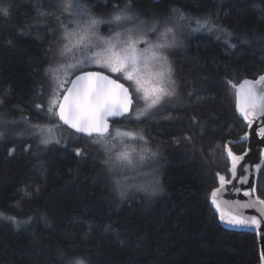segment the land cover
<instances>
[{"label": "trees", "instance_id": "16d2710c", "mask_svg": "<svg viewBox=\"0 0 264 264\" xmlns=\"http://www.w3.org/2000/svg\"><path fill=\"white\" fill-rule=\"evenodd\" d=\"M46 3L0 0V7H9V16L0 14L1 115L41 120L47 112L45 69L52 59L49 30L55 28L49 27ZM85 3L97 13L130 4L143 20L173 9L209 17L237 44L230 47L222 34L205 32L171 52L177 100L139 121L162 151V184L147 196L121 201L99 146L85 136L76 134L81 139L66 146L31 145L19 136L21 124L16 139L0 127V264H258L256 234L224 228L209 197L217 173L229 177L225 145L236 154L246 146L240 137L247 125L226 81L239 83L264 71V0ZM129 117L112 126L127 127L135 121ZM86 143L88 155L77 157L74 149ZM256 191L264 199V163ZM6 217L31 223L18 228Z\"/></svg>", "mask_w": 264, "mask_h": 264}, {"label": "snow or ice", "instance_id": "6c2138e0", "mask_svg": "<svg viewBox=\"0 0 264 264\" xmlns=\"http://www.w3.org/2000/svg\"><path fill=\"white\" fill-rule=\"evenodd\" d=\"M65 7L66 9L74 7L71 0ZM75 8L77 11L74 12V15L81 14L80 5H75ZM129 11L130 4L126 5L125 10H120L115 14L109 23H117L122 27L123 21L134 19ZM173 12L179 13V10L173 9ZM0 14L5 17L9 16V7H0ZM186 19L188 18L183 13H179L173 27L167 26L166 21L163 31L159 33L161 42H153L148 38L150 32L157 31L156 22L147 30L142 28L144 22L141 21L140 25L124 28L123 31H115L104 37L98 35L97 26L105 21L90 18L81 26L80 20H74V28L64 29L62 39L66 43L59 50L60 61L55 67L50 65L45 69L46 73L51 76L54 85L46 111L57 120V124L47 128L39 124L32 126L40 130L43 136L41 143L45 145L51 143L54 139L52 136L53 127H59L62 123L74 130L75 133L89 138L91 144L100 145L108 153L106 164L131 165L133 163L132 153L127 148L114 151L116 145L112 141L125 138L139 139L145 144L148 141L142 134L132 130L116 128L113 134L110 118L132 115L136 120H139L150 109L160 105L166 97L176 95L173 65L164 50L177 43L175 25ZM196 23L202 27L208 26L207 21L201 24V21L198 20ZM217 30L230 35L225 29ZM169 36H171V40L168 39ZM69 53H71V62H68ZM60 73H63V77ZM69 76L74 78L70 79ZM114 76L116 78H113ZM226 83L236 90L235 107L249 127L254 120L264 117V75L254 80L245 79L240 83L232 81H226ZM140 98L145 101V107H134ZM36 107L39 109L44 105L37 104ZM193 120L195 121V117ZM258 134L264 139V127L259 128ZM247 136L248 133H245L241 140H246ZM55 142L60 143V140L56 139ZM12 151H9V155L12 154ZM74 151L77 157L86 156L88 155V144L76 147ZM147 152L150 150H142L140 160H144L143 153ZM151 155L155 156L156 153L152 152ZM227 155L232 161L229 171L232 179H235L237 164L247 155V150L242 155H238L229 147ZM256 167L259 169L260 166ZM217 176L219 187L211 192V203L219 214V220L232 226L255 225L256 228H259L260 220L255 216H242L235 210V206L241 208L253 207L256 204L264 206V199L257 196L254 201L248 204H240L239 201H221L218 199V193L227 184H231L232 180H226L225 176L220 173H217ZM240 182L248 183V177L241 174ZM116 183L119 185L120 181H116ZM236 191H240V189H236ZM255 191V186H252L249 191L244 192V195L251 196ZM222 204L228 206V210H225ZM261 214L264 216V207L261 208ZM0 217H3V213H0ZM6 219L11 220L18 228L22 224L31 223V218L27 221H18L15 217H6ZM261 258L264 260V255ZM69 264H83V262L70 261Z\"/></svg>", "mask_w": 264, "mask_h": 264}, {"label": "rangeland", "instance_id": "374dc122", "mask_svg": "<svg viewBox=\"0 0 264 264\" xmlns=\"http://www.w3.org/2000/svg\"><path fill=\"white\" fill-rule=\"evenodd\" d=\"M46 7L51 9L50 17L51 24H49L50 28H55L54 31L49 30L52 35L51 39V62L49 66L55 67L57 65V62L60 61V57L58 55L60 48L63 46L66 41L62 39L64 34V29H72L75 27V24L73 23L74 20H80L81 26H83V22L88 21L90 18H95L97 20L105 21V23H101L97 26V32L98 35L107 37L111 35L115 31H123L124 28L128 27H134L141 24V21H143L142 28L144 30H147L152 26L154 22L157 23V31L156 32H150L149 33V39H151L153 42H161L159 41V33L163 31L165 22L167 21V26L173 27L175 24V18L179 13H183L185 17L188 19L180 21L178 24L175 25V34L177 38V43L168 49H165V54L168 55L170 62L173 65V61L171 59V52L180 46V44H183L185 38L190 37L192 35L198 34V33H205V32H213L215 34H222L224 42L230 46L233 47L237 44V42L233 39V34L227 29V33H230V35H226L224 32L218 31L217 29H221L218 26H215L212 24V19L209 17H197L188 15L183 11L172 12L170 15L157 17V18H147V20H143L139 18L138 14H136L131 8L129 11V14L134 17L133 20L130 21H123L122 27L118 25L117 23H109V21L112 20V17L120 12V10H125L126 6L119 8V10H113L109 11L108 13H97L93 10L92 6L88 3H85V0H71L73 4V8H67L65 5L69 2V0H46ZM79 4L80 8L82 9L81 14L74 15V12L77 11L75 8V5ZM201 21V24H203L204 21H207L208 26L202 27L201 25H198L196 21ZM197 29V30H193ZM218 37H222L219 35H215ZM169 40H171V36L168 37ZM245 39V38H243ZM241 39V41H243ZM222 40V41H223ZM143 47V45H141ZM68 62H71V53L68 54ZM174 69V65H173ZM61 77H63V73H60ZM49 79L50 86L48 88L49 92H45V95L47 96V103L49 100V96L51 93V89L54 86L51 76L47 73L46 75ZM71 76H69L70 78ZM173 79H174V73H173ZM175 80V79H174ZM178 94L176 92V95L172 97H166L164 101L158 105L157 107L150 109L146 115L140 117L139 120H136L134 116L130 115L129 119L132 118L135 121L132 122V124L125 126H112L111 130L114 134V130L116 128H121L122 130H132L136 131L138 134H142L145 139L148 141L147 144H145L143 141L136 139H123V140H113L112 143L116 145V148L114 151L123 150L124 148H127L132 153V159L133 163L131 165L127 164H106L105 160L108 159V153L104 151V149L99 146V149L101 150V156L103 159V163L108 167V172L110 175V179L113 180L112 183V189L115 194L118 195L119 199L121 201H127L129 199H135L139 196H147L148 193L158 191L160 189V183L162 184L160 180V170L162 166V160H161V154L162 151L160 148L154 146L151 144L147 134L146 129L143 127L142 124H139V121L144 118H149V116H153L154 114L161 112L163 109L172 103H174L177 100ZM136 108H143L145 107V101L140 98L136 104L134 105ZM35 118H23V117H8L0 114V127H6L8 131V138L13 137V139H16L17 137L15 132H18L14 130L18 126L16 124H21L22 126H19L20 129H23L22 132H19V136H24L27 138V142L31 145H35L37 143H41V139L43 138L41 132L39 129L32 127L33 125H41L42 127L47 128L48 126H53L57 124V120L52 117L49 113L45 112L43 114V119L39 120L37 116H33ZM35 119V120H34ZM46 134V133H45ZM52 136L54 137L53 141L46 146H63L68 145L70 142H77L81 138L76 135V133H72V131L65 128V126L61 125L59 127H53ZM60 140V143H56L55 140ZM45 145V144H44ZM149 149L150 152L143 153L145 155L144 160H140V154L142 153V150ZM156 153L155 156L151 155V153ZM116 181H120L119 185H117ZM123 192V195L121 193ZM83 264H88L87 262H83Z\"/></svg>", "mask_w": 264, "mask_h": 264}, {"label": "water", "instance_id": "95a60500", "mask_svg": "<svg viewBox=\"0 0 264 264\" xmlns=\"http://www.w3.org/2000/svg\"><path fill=\"white\" fill-rule=\"evenodd\" d=\"M261 75H264V71L262 73H260L259 75H257L255 78H245V79L254 80V79H257ZM71 78H74V77H71ZM245 79H242L240 82H242ZM121 82H123V81H121ZM235 110H236V114L238 115V117L240 119H242L244 121V123L247 125V129H246L245 133H248L247 139L242 140L246 143L245 149L242 153H240L238 155H242L246 150H247V155L244 156L243 160L238 162L237 170H236V178L232 179L231 172L229 171L231 169V166H232V161H231V158L228 157L227 152H226V157L229 160V169H228L229 177H226V175H224V174H220V175H224L226 180L231 179L232 183L227 184L223 189H221V192L218 193V199L221 201H230V202L239 201L240 204H248V203H251L252 201H254L257 196H259L257 194V191H255V193H253L251 196H245L244 192L249 191L252 186H255V188H256L258 172L264 163V139H262L258 134L259 128L264 127V117L257 119V120H254L251 127H249L247 122L243 119L241 114L237 111L236 107H235ZM119 118H122V117H119ZM119 118H110V124L112 125V121L115 119H119ZM64 126H66V125H64ZM68 129L70 131L74 132V130H72L70 128H68ZM76 134H78V133H76ZM244 134L241 137H243ZM241 137H240V140H241ZM231 142L234 143L235 141L232 140ZM227 148H229V147H227ZM257 165L260 166L259 169H257V167H256ZM241 174L248 177V183H241L240 182ZM217 187H219V178L217 180V186L215 188H217ZM236 189H240V191H236ZM261 199H263V198H261ZM209 204H210L211 208L213 209L215 215L217 216L219 223L224 228H226L227 230L247 231V232H251V233L256 234L258 245H259V253H260V255H259L260 261L258 264H264V260H262V258H261L262 255H264V216H262V214H261V208L264 206H260L259 204H256L253 207H247V208H241L239 206H235V210L238 211L240 214H242V216H244V217L255 216L258 220L261 221L260 227L256 228L255 225L232 226V225H228L226 223L221 222L219 220V214L216 212L215 206L212 205V203H211V193H210V197H209ZM222 207H224L225 210H228V206L222 204Z\"/></svg>", "mask_w": 264, "mask_h": 264}, {"label": "bare ground", "instance_id": "6f19581e", "mask_svg": "<svg viewBox=\"0 0 264 264\" xmlns=\"http://www.w3.org/2000/svg\"><path fill=\"white\" fill-rule=\"evenodd\" d=\"M227 147H228V146H227ZM227 147H226V148H227ZM226 152H227V149H226ZM228 169H229V168H228Z\"/></svg>", "mask_w": 264, "mask_h": 264}]
</instances>
